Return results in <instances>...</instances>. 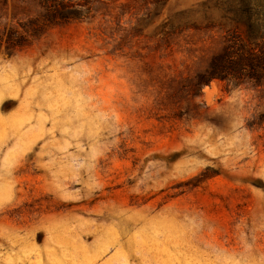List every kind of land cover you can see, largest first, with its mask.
I'll use <instances>...</instances> for the list:
<instances>
[{"label": "rangeland", "instance_id": "obj_1", "mask_svg": "<svg viewBox=\"0 0 264 264\" xmlns=\"http://www.w3.org/2000/svg\"><path fill=\"white\" fill-rule=\"evenodd\" d=\"M224 1L74 0L0 53V264H264V85L196 81Z\"/></svg>", "mask_w": 264, "mask_h": 264}, {"label": "trees", "instance_id": "obj_2", "mask_svg": "<svg viewBox=\"0 0 264 264\" xmlns=\"http://www.w3.org/2000/svg\"><path fill=\"white\" fill-rule=\"evenodd\" d=\"M42 6L36 17H30L0 31V53L14 54L31 45L47 30L80 20L90 7L75 9L74 0H35ZM222 22L210 19V27L218 26L224 42L197 77L201 89L215 79L245 84L264 85V0H225Z\"/></svg>", "mask_w": 264, "mask_h": 264}]
</instances>
